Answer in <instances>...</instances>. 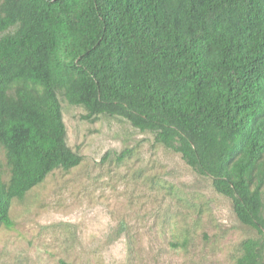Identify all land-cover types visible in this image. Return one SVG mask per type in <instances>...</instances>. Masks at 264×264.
<instances>
[{"label": "trees", "instance_id": "1", "mask_svg": "<svg viewBox=\"0 0 264 264\" xmlns=\"http://www.w3.org/2000/svg\"><path fill=\"white\" fill-rule=\"evenodd\" d=\"M62 100L87 121L128 122L209 178L257 234L234 264H264V0H0V227L14 201L82 161Z\"/></svg>", "mask_w": 264, "mask_h": 264}, {"label": "rangeland", "instance_id": "2", "mask_svg": "<svg viewBox=\"0 0 264 264\" xmlns=\"http://www.w3.org/2000/svg\"><path fill=\"white\" fill-rule=\"evenodd\" d=\"M61 106L66 143L82 161L12 203L0 264H234L241 241L257 236L209 178L152 135ZM0 175L9 178L1 147Z\"/></svg>", "mask_w": 264, "mask_h": 264}]
</instances>
